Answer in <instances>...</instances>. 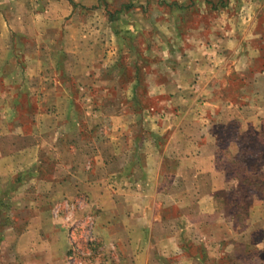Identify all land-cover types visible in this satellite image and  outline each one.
Listing matches in <instances>:
<instances>
[{"label": "rangeland", "instance_id": "1", "mask_svg": "<svg viewBox=\"0 0 264 264\" xmlns=\"http://www.w3.org/2000/svg\"><path fill=\"white\" fill-rule=\"evenodd\" d=\"M9 55L0 264H139L130 239L107 220L113 214L94 200L105 196L104 207L117 198L130 214L135 186L114 171L119 164L97 167L92 157L107 138L120 147L137 112L151 115L154 131L171 118L172 130L216 143L225 175L241 183L233 219L203 227L199 244L182 230L181 251L157 253L159 264H264V0H0V63ZM109 68L124 71L126 92L137 72L140 107L102 109L105 95L121 92ZM19 84L39 88L18 92ZM9 98L17 106L6 107ZM89 174L104 181L94 193ZM140 182L151 189L147 176Z\"/></svg>", "mask_w": 264, "mask_h": 264}, {"label": "crops", "instance_id": "2", "mask_svg": "<svg viewBox=\"0 0 264 264\" xmlns=\"http://www.w3.org/2000/svg\"><path fill=\"white\" fill-rule=\"evenodd\" d=\"M4 60L0 63V76L4 77L6 82L8 76L12 74L11 69L7 68L8 65L11 67V56H7ZM104 72L109 77L110 86L121 92L114 95V100L110 99L109 94L105 95L102 109L110 105L125 110L140 107L137 72L134 69L129 72L132 82L126 85L127 92L121 90L125 84L123 70L109 68ZM29 88L28 85L22 84L15 86L18 92L27 93ZM38 88L36 86L30 90L35 91ZM0 92L11 94L12 85L7 82L0 83ZM3 102L7 103L8 108L18 104L17 100L13 101L12 98ZM136 115L129 119L131 126L127 127V131L120 138V147L116 148L111 139L107 138L106 146L92 153L97 167L119 164L114 171L133 183L135 192L128 195L132 212L130 214L122 212L119 208L120 202L116 201L117 198L115 201H107L108 206L104 205V207L102 205L105 196L100 197V200L97 198L94 200L100 202L102 211L108 210L113 214V218L107 220L112 224L115 222L114 231L117 237L126 235L130 239L132 249L141 259L139 264H159V260L156 259L159 254L166 258L175 251H181L182 247L175 243V239L182 230L190 236L194 244H199V237L207 235L203 227H217L233 219L235 214L230 209L242 203L240 196H233L241 183L239 180L235 181V176L225 175V169L221 166L223 158L217 154L216 143L206 146L200 134L189 138L190 133L185 130H172L171 118L163 121L165 127H157L154 131L149 123L152 120L151 115H138V112ZM243 116L246 118L245 115ZM233 118L235 117H228V119ZM193 119L199 122V125H203L208 120L202 115ZM156 136H159L158 138L164 136L163 144L153 142ZM130 138L133 139V145H128ZM137 139H141L142 143H138ZM172 158L175 160L170 161ZM234 164L230 165L233 171ZM143 175L150 181L151 189L148 192L141 188L140 181ZM86 178V184L91 191L92 187L100 188L104 185L99 186L96 183L104 182L102 177L89 174ZM169 208L175 209L177 214L168 217L165 211ZM191 264L199 263L195 260Z\"/></svg>", "mask_w": 264, "mask_h": 264}]
</instances>
